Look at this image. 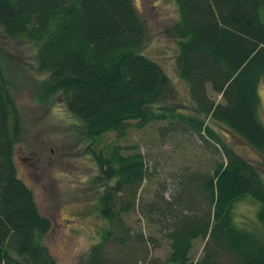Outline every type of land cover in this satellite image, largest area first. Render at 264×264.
Returning a JSON list of instances; mask_svg holds the SVG:
<instances>
[{
  "label": "trees",
  "instance_id": "16d2710c",
  "mask_svg": "<svg viewBox=\"0 0 264 264\" xmlns=\"http://www.w3.org/2000/svg\"><path fill=\"white\" fill-rule=\"evenodd\" d=\"M175 2L176 68L188 86L192 113L155 108L169 77L142 54L147 31L134 0H0V31L37 46L38 70L48 75L46 92L59 94L81 121L97 166L98 211L108 228L81 264L147 260L141 248L159 246L128 225L133 215L154 225L170 251L148 264H264V233L234 218V204L250 198L259 205L264 231V177L235 147L240 141L264 164V0ZM1 59L0 264H59L44 243L52 221L18 175L25 130ZM153 123L167 124L166 137H196L213 162L210 171H179L175 194L165 198L159 190L149 201L144 187L153 176L145 155L103 138L123 140L132 128ZM197 241L206 242L198 260L192 255Z\"/></svg>",
  "mask_w": 264,
  "mask_h": 264
},
{
  "label": "rangeland",
  "instance_id": "374dc122",
  "mask_svg": "<svg viewBox=\"0 0 264 264\" xmlns=\"http://www.w3.org/2000/svg\"><path fill=\"white\" fill-rule=\"evenodd\" d=\"M134 3L147 31L142 54L157 61L169 77L168 89L155 108L169 105L192 113L188 86L176 68L178 40L173 27L179 20V10L175 0H134ZM36 57L35 44L9 39L0 31V58L25 130V139L17 148L18 175L34 192L41 213L52 221L44 243L55 259L59 264H81L108 228L98 211L101 189L94 185L97 166L87 151L88 139L81 121L68 112L59 94L46 92L44 81L48 75L38 70ZM259 96V118L264 125V79ZM165 127V123H153L143 130L132 128L123 140H117L114 134L103 138L107 144L136 147L145 155L153 176L144 187V196L149 201L159 190L165 198H171L176 192L173 177L179 171H210L213 162L210 151L199 139L190 135L166 137L162 135ZM235 147L259 167L264 177L260 157L240 141ZM258 210L259 205L250 198L236 202L235 222L264 233L257 220ZM127 223L136 232L154 237L159 246L141 248L139 255L148 259L139 256L143 259L140 264L166 259L170 251L154 225L139 215H133ZM205 244L195 243L192 255L196 260L202 256Z\"/></svg>",
  "mask_w": 264,
  "mask_h": 264
}]
</instances>
